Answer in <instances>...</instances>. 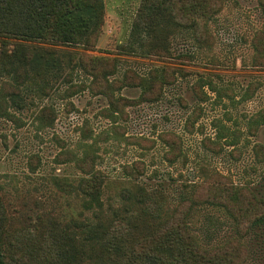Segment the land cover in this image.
<instances>
[{
    "label": "rangeland",
    "instance_id": "obj_1",
    "mask_svg": "<svg viewBox=\"0 0 264 264\" xmlns=\"http://www.w3.org/2000/svg\"><path fill=\"white\" fill-rule=\"evenodd\" d=\"M101 1L100 16L77 43L11 39L10 49L21 43L35 59L20 88L21 108H10L13 120L0 117V195L8 230L45 229L60 238L59 230L69 248L74 243L89 255L85 264H108L100 259H107L105 233L116 236L135 215L137 206L122 200L124 189L161 188L172 211L191 196L205 168L264 200V152L257 151L264 147V118L255 119L264 112V66L255 63L253 48L263 28L258 0H221L223 8L208 26L212 41L197 42L190 27L156 23L158 34L170 41L165 57L152 55L148 36L135 29L143 0ZM98 24L93 47L89 39ZM85 55L115 61L106 96L93 93V78L80 63ZM165 68L176 72V82L165 86L160 100L140 102L146 83ZM139 80L141 87L122 86ZM6 83L12 84L10 78L0 79V91ZM168 134L182 140L180 152L166 146L162 135ZM208 140L224 150L212 152L208 148L217 146ZM86 152L95 155L102 173V209L76 190ZM170 155L176 157L173 163ZM135 163L146 167L140 180L124 175V167ZM188 223L205 248L237 237L224 209L198 207ZM244 243L250 251L246 264H264V227Z\"/></svg>",
    "mask_w": 264,
    "mask_h": 264
},
{
    "label": "trees",
    "instance_id": "obj_2",
    "mask_svg": "<svg viewBox=\"0 0 264 264\" xmlns=\"http://www.w3.org/2000/svg\"><path fill=\"white\" fill-rule=\"evenodd\" d=\"M258 3L263 28L256 33L253 48L255 63L264 66V0H258ZM222 6L221 0H143L134 26L148 36L152 55L156 52L165 57L170 41L167 35L158 34L156 23L167 20L177 26L190 27L197 42L212 41L208 26ZM102 7L101 0H0V38L3 39L0 79L8 77L12 81V84L6 83L1 88L0 117L13 120L10 108H21L20 88L27 79L29 65L35 59L21 43H13L14 48L10 49L11 39L77 43L79 36L91 28L89 22L100 16ZM153 30L157 33L155 37ZM99 31L98 24L89 39L93 47ZM80 63L82 70L93 78V93L106 96L112 89L109 78L117 71L115 61L106 56L85 55L80 58ZM149 82L144 86L140 102L160 100L165 86L176 82V72L165 68L161 76L155 74ZM122 86L141 87L142 84L139 80L138 83L134 81ZM195 87L200 90V99H205L202 87ZM263 118L262 111L255 119L260 123ZM162 139L172 153L180 152L182 140L177 135H162ZM207 142L217 146V149L208 148L212 152L219 154L224 150L221 143ZM257 151L264 152V147L258 146ZM171 157L173 163L176 157ZM79 168L84 177L77 181L76 190L91 205L102 209V173L96 169L95 155L86 152L79 162ZM145 174L144 164L124 167V175L131 180H140ZM200 174L202 181L191 196L182 199L172 211L167 210L168 196L161 188L147 189L138 185L124 189L122 200L133 202L137 211L125 226H119L112 232L116 236L105 233L102 244L105 243L107 259L103 255L100 259L108 264H246L250 251L244 239L255 229L264 227V200L247 187L237 188L220 173H211L204 168ZM203 206L224 209L235 222L237 237L214 248L201 246L188 222L193 211ZM8 222V212L0 195V264H85L89 258V255L79 252L74 243L69 248L59 230L55 232L60 238L45 229L41 232L31 229L10 231Z\"/></svg>",
    "mask_w": 264,
    "mask_h": 264
}]
</instances>
